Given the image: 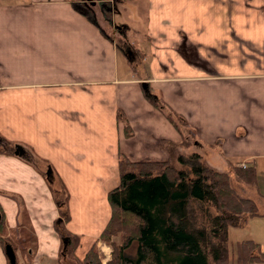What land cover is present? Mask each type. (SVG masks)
Returning <instances> with one entry per match:
<instances>
[{
  "label": "crops",
  "instance_id": "obj_1",
  "mask_svg": "<svg viewBox=\"0 0 264 264\" xmlns=\"http://www.w3.org/2000/svg\"><path fill=\"white\" fill-rule=\"evenodd\" d=\"M74 2L0 1V207L7 227L18 228L22 207L9 195L21 199L37 260L63 251L46 165L69 193L67 225L80 236L78 259L88 252L77 256L80 243H96L111 217L107 195L119 181L122 154L159 162L197 153L227 171L254 164L255 194L264 201V0L116 2L115 10L144 5L137 10L145 21L139 43L118 27L124 45L140 51L142 74L99 17L89 20ZM141 84L185 119L186 145L182 126L177 131L151 105ZM246 197L259 210L255 197ZM101 247L106 257L109 248ZM0 264H8L1 247Z\"/></svg>",
  "mask_w": 264,
  "mask_h": 264
},
{
  "label": "trees",
  "instance_id": "obj_2",
  "mask_svg": "<svg viewBox=\"0 0 264 264\" xmlns=\"http://www.w3.org/2000/svg\"><path fill=\"white\" fill-rule=\"evenodd\" d=\"M73 1L77 12L94 21V13L83 0ZM99 1L109 20L113 13L110 7L125 0ZM128 47L118 46L133 68L136 71L138 68L142 74L144 65L140 61L139 64L135 63ZM135 53L140 54V51L135 50ZM141 85L145 86L143 94L151 105L165 113L166 119L177 131L182 126L180 133H183V143L186 145L190 131L185 119L174 114L159 97L153 95L148 84ZM119 117L122 120L123 117ZM124 128L125 135L129 137L130 128L127 125ZM170 155V160L159 162H131L123 154L120 156V181L107 195L111 217L98 241L89 247L82 260L75 257L80 236L73 235L66 228L70 221L69 193L55 177L56 182L50 186L59 214L54 226L61 239L68 238L66 250L60 254L61 264H102L97 248L100 242L112 249L110 261L106 264H229V230L243 228L249 219L261 216L252 199L240 196L231 187L229 173L238 181L254 186L258 179L255 165L247 164L225 171L208 165L197 153ZM9 196L22 207V222L18 228L7 227L0 207V247L3 251L6 244H10L17 258L20 251L30 260L37 250L36 246L33 250L27 247L35 239L33 234L30 235L31 228L28 232L24 227L28 226V216L21 199L17 195ZM114 237L120 238L119 244L112 240ZM133 243L137 247L132 256L126 251ZM236 247L234 257L237 264L264 263V254L258 243L245 240L238 242Z\"/></svg>",
  "mask_w": 264,
  "mask_h": 264
},
{
  "label": "rangeland",
  "instance_id": "obj_3",
  "mask_svg": "<svg viewBox=\"0 0 264 264\" xmlns=\"http://www.w3.org/2000/svg\"><path fill=\"white\" fill-rule=\"evenodd\" d=\"M2 1V0H0ZM5 2L8 1H12V0H3ZM84 4L86 5V7L89 8V10L91 9L92 12L94 13V16L99 17V21L102 25H104L105 31H107V33L109 35H111L113 37L114 40H116L117 45L118 46H122L123 47H128V46H124V36L123 34H119L118 33V27H122L124 26L125 28H128V33L130 34V36L132 37V40L135 44V42L139 43L141 41L140 36L141 34H139L145 27H144V23L145 21L143 20V15H140L137 10L140 8H144V5H139L137 3H131V2H126L125 4H120L119 6V10H115L114 8V4L113 6L110 7V11H112V17L108 20L105 16L104 13V17H100L102 16L101 12H102V3L99 0H83ZM109 8V7H108ZM118 8V7H117ZM114 9V10H113ZM127 10V11H126ZM141 10V9H140ZM98 13V14H97ZM97 14V15H96ZM144 21V22H143ZM125 32V29L123 30ZM129 49L130 52V56H133V59L135 61V63L139 62L138 56L135 53V49L133 46H130L127 48V50ZM187 156V155H185ZM177 158V156H176ZM31 159H33L35 161L36 165H40V167H43V163L40 160H37L34 156H31ZM174 164L177 166V163L174 162ZM218 166V165H216ZM221 167V166H218ZM260 167V175H262L263 172V167ZM225 171H227L225 169ZM231 176V187L235 189V191L240 195V196H247V195H252L255 197L257 204L259 206V210L262 212V214H264V201H261L260 199H257V195L255 194V187L254 186H249L243 182L238 181L235 176L232 175V173H229ZM261 180V187H263L264 184V175L261 176L260 178ZM119 181H120V176H119ZM119 181L115 182L112 187L117 186L119 184ZM256 204V203H255ZM257 207V205H256ZM258 210V209H257ZM258 210V212H259ZM101 211L103 210H99V212L101 213ZM260 214V213H259ZM67 225V224H66ZM26 231L30 232L29 227L28 226H24ZM66 228L68 229V225L66 226ZM30 235L32 236V233L30 232ZM229 243H228V258L229 259V264H237V260L235 259V253H236V244L238 242H242L245 240H252L255 243H258L259 246H261V252L264 254V216L261 215L260 217H255L253 219H249L246 224L244 225L243 228H232L229 230ZM33 238V237H32ZM67 238V237H65ZM89 239H85L86 243H80L81 245V249L78 251L77 256L79 258H82L84 256V254L86 253V251H89L88 248V244H89ZM84 240V241H85ZM114 242H116L117 244L120 243V238L119 237H114L112 239ZM104 244V243H103ZM102 242L100 244V246L97 245L98 248V252L100 253V257L102 259V264H106L108 261H110V257H111V252L112 249L110 247H108L109 251H108V255L105 257L104 253H102L101 251V246H103ZM61 245L62 247L64 246V239H61ZM36 246V240L32 239L30 241L29 244H27L28 249H32ZM136 243H133L132 247L127 250V254L128 255H134L135 251H136ZM84 252V254H83ZM83 254V256H82ZM237 255V254H236ZM59 255L58 257L54 258V260H48L46 259V261H39L37 259H39V257H37V253H35V255L32 256V258L29 260L26 256H24L22 253L18 254V258H17V262L18 264H35L36 261L41 262V264H61V262L59 261L60 259ZM76 257V256H75ZM82 260V259H79ZM264 264V263H263Z\"/></svg>",
  "mask_w": 264,
  "mask_h": 264
},
{
  "label": "water",
  "instance_id": "obj_4",
  "mask_svg": "<svg viewBox=\"0 0 264 264\" xmlns=\"http://www.w3.org/2000/svg\"><path fill=\"white\" fill-rule=\"evenodd\" d=\"M15 153L17 154L18 152L16 151ZM55 177H56V174L54 172L53 167H51V165L48 166L46 174H45V179L47 180V183L49 184V186L53 185L56 182ZM1 220H2V216L0 213V222H1ZM67 244H68V238H65L64 239V246H63L64 252L66 250ZM3 251H4V254H5V257L7 259L8 264H18L16 253H15V251H13V248L10 244H6Z\"/></svg>",
  "mask_w": 264,
  "mask_h": 264
},
{
  "label": "built area",
  "instance_id": "obj_5",
  "mask_svg": "<svg viewBox=\"0 0 264 264\" xmlns=\"http://www.w3.org/2000/svg\"><path fill=\"white\" fill-rule=\"evenodd\" d=\"M245 165H242V167H244Z\"/></svg>",
  "mask_w": 264,
  "mask_h": 264
}]
</instances>
